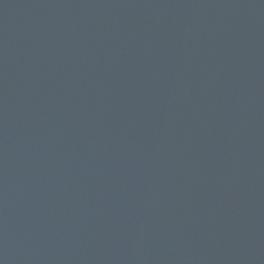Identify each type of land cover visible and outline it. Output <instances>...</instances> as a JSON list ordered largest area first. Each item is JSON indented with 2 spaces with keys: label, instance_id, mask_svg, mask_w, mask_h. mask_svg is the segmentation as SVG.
I'll use <instances>...</instances> for the list:
<instances>
[{
  "label": "water",
  "instance_id": "1",
  "mask_svg": "<svg viewBox=\"0 0 264 264\" xmlns=\"http://www.w3.org/2000/svg\"><path fill=\"white\" fill-rule=\"evenodd\" d=\"M0 264H264V0H0Z\"/></svg>",
  "mask_w": 264,
  "mask_h": 264
}]
</instances>
